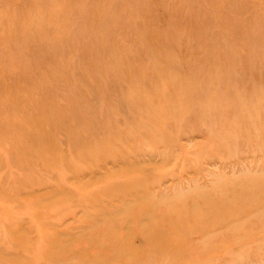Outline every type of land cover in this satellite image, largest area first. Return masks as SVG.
<instances>
[{"label": "rangeland", "instance_id": "1", "mask_svg": "<svg viewBox=\"0 0 264 264\" xmlns=\"http://www.w3.org/2000/svg\"><path fill=\"white\" fill-rule=\"evenodd\" d=\"M0 264H264V0H0Z\"/></svg>", "mask_w": 264, "mask_h": 264}]
</instances>
